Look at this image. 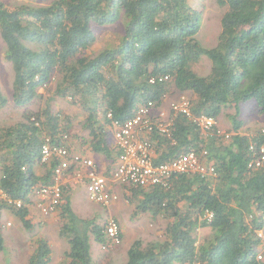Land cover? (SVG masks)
I'll return each mask as SVG.
<instances>
[{
  "label": "trees",
  "instance_id": "16d2710c",
  "mask_svg": "<svg viewBox=\"0 0 264 264\" xmlns=\"http://www.w3.org/2000/svg\"><path fill=\"white\" fill-rule=\"evenodd\" d=\"M196 3L49 0L45 6L8 9L0 2V40L13 72L11 100L25 111L20 122L0 128V189L12 200L27 204L33 188L52 182L56 160L38 164L42 142L50 138L59 143L62 134L70 135V125L48 107L54 96L83 113L87 137L79 145L107 162L104 175H109L118 156L111 144V122L130 119L148 102L160 106L170 90L190 96L193 117L218 121L223 111L233 110L234 135L229 140L217 129L212 135L203 134L178 114L169 137L148 136L155 163L188 150L197 154L204 150L202 161L212 166L214 174L175 175L168 188L124 187V197L135 204L137 215L149 213L168 223L162 240L146 244L135 240L119 264H264L263 240L258 236L264 229V165L248 168L253 157L248 145L262 144L264 136L259 127L242 131L238 120L241 106L251 100L264 117V0H215L223 13L211 49L196 38L200 24ZM120 18L125 24L117 45L87 54L94 43L93 26ZM201 57L210 62L204 77L194 71ZM57 75L60 81L44 108L29 110L39 98L38 90ZM158 77L168 80L150 83ZM6 105L0 90V109ZM2 209L17 217L25 231L34 228L26 207L17 209L0 200ZM56 210L61 222L58 236L68 245L61 264H93L89 234L104 245L103 227L79 219L68 196ZM207 212L212 214L210 221L204 218ZM200 229H208L210 235L198 243ZM33 242L27 264H50L53 251L48 241L37 237ZM0 251H4L1 231Z\"/></svg>",
  "mask_w": 264,
  "mask_h": 264
},
{
  "label": "built area",
  "instance_id": "2783aa9c",
  "mask_svg": "<svg viewBox=\"0 0 264 264\" xmlns=\"http://www.w3.org/2000/svg\"><path fill=\"white\" fill-rule=\"evenodd\" d=\"M167 80L168 77L152 78L150 83ZM164 100L166 96L158 107L153 102L140 106L134 116L124 122H111L112 139L118 156L109 175H104L91 158L73 152L66 143V136L63 135L59 143L45 138L41 145L39 163L47 164L56 160L57 164L52 173L51 184L39 186L33 190L36 198L35 206L40 214L48 216L56 210L62 200L63 188L68 184V180L84 187L89 202L104 208L118 202L117 190L121 187L134 186L147 189L161 186L168 188L170 180L175 175L198 174L201 178L213 176L212 166L202 161L206 155L204 150L200 154L194 150H188L166 162H154L156 158L154 146L148 136L158 133L169 137L175 115H181L192 121L205 135L211 134L217 127L215 118L205 115L193 117L190 100L185 95L179 94L171 99L167 110L162 107ZM107 118H111L110 113L107 114ZM259 131L264 136V119L259 126ZM221 135L225 140L231 138V134ZM248 151L253 155L248 168L257 169L264 165V142L260 145L250 142ZM0 200L16 208L23 206L21 201L10 199L1 189ZM204 218L210 221L212 214L207 212ZM103 234L105 243L101 245L102 249L114 248L121 243V227L117 219L110 217L106 220ZM258 236L261 237L260 234Z\"/></svg>",
  "mask_w": 264,
  "mask_h": 264
},
{
  "label": "rangeland",
  "instance_id": "374dc122",
  "mask_svg": "<svg viewBox=\"0 0 264 264\" xmlns=\"http://www.w3.org/2000/svg\"><path fill=\"white\" fill-rule=\"evenodd\" d=\"M0 2L4 3L8 9H13L19 5H30L33 7L45 6L48 4L49 0H0ZM196 8L200 13L199 31L196 38L203 48L211 49L217 43L218 34L220 32V19L223 10L216 5L215 0H197ZM124 24L125 20L120 18L113 24L93 26L94 43L86 53L93 56L101 51L115 47L122 38ZM209 69L210 62L205 57H201L199 62L194 66L195 73L203 77L209 73ZM59 81L60 76H54L48 85L39 89V98L29 106V110L38 111L44 108L45 101L48 98H51L50 96L55 92L56 85ZM12 82V68L4 59V46L0 40V90L7 100V105L0 109V128L20 122L22 120V114L25 112L24 110L15 108L12 103ZM168 94L166 100L163 102L162 107L164 110H167L168 102L179 95L175 90H170ZM184 95L190 99L188 94L184 93ZM253 102L254 101L251 100L241 106L240 118H238V120L240 119L243 123V127L241 128L242 131L245 129H251V131H254L255 128L261 126L262 120L264 119L263 116L257 114L256 106ZM48 107L54 115L59 116L62 123L70 125L69 140L73 150H86L85 147L79 145L82 144L80 139L87 137V132L82 128L84 118L83 113L76 107L72 106L67 100L55 96L49 101ZM232 113L233 110H225L218 118V124L219 126L221 125V128L219 127V129L223 130L224 133H227L229 129H232L230 120ZM110 139L111 144H113L112 138ZM98 158L91 159L95 161L98 167H100L102 173H105L107 162L104 161L102 157ZM69 187L70 186H67L63 190V195L64 198L67 196L70 198V207L72 205L71 209L79 219L94 220L95 224L104 227L106 220L113 217L117 219L121 227V243L114 248H106L105 250L102 249V246L96 243L92 235L89 234L90 254L93 264H107V262L108 264H119L123 262L122 259L125 249L135 240H139L143 244H146L163 239L164 230L168 221L162 218H153L149 213L137 215L135 204L132 202L130 203L129 200L124 197V193L127 192V189L123 187L119 188L117 190L119 196L118 202L113 206L103 208L89 202L86 198V193H81L82 191L78 195H81L80 199L78 197L72 203L71 197L73 195V190L71 187L69 189ZM1 211L3 212L7 210L2 209ZM52 220L53 221L44 230L43 225L37 221L36 224L34 223V228L31 231H25L23 229L22 232L25 238L23 243H25V245L29 242L33 243L34 239L37 237L51 239L54 246V257H59V260H56L55 264H61L64 253L68 249V245L66 240L56 238L58 236V229L61 225L60 219L55 215ZM45 233L46 235L44 237L43 235ZM259 234L261 235L260 238L263 240L264 247V229L260 230L258 232V235ZM209 235L210 231L208 229H200L196 234V239L198 243H200ZM20 250L21 256L23 257L24 254L27 253V250H23L22 248H20ZM107 255L108 261L106 259ZM21 256L18 253L14 254V248L11 246H8L4 251H0V258H4V261L8 264H27L29 257L26 258V261L22 260L24 263L18 262L20 258H22ZM4 261L0 262V264H4Z\"/></svg>",
  "mask_w": 264,
  "mask_h": 264
},
{
  "label": "crops",
  "instance_id": "0c3cea01",
  "mask_svg": "<svg viewBox=\"0 0 264 264\" xmlns=\"http://www.w3.org/2000/svg\"><path fill=\"white\" fill-rule=\"evenodd\" d=\"M217 130L219 132V134H223V130H220L219 127L221 128V125L217 126ZM233 129H229L228 132L230 133H234L232 132ZM241 133V131H240ZM79 151V150H78ZM82 154V153H81ZM83 155L92 159L98 158L99 156L96 154H91L90 151L88 150H83ZM99 159V158H98ZM103 159V158H102ZM40 170V167H38L36 169V171ZM66 186H70L71 189L73 190V195L71 197L72 203L73 201L80 196L79 193H84L85 194V190L82 186L76 185L74 183H72L70 180H68V184ZM69 187V189H70ZM78 187V188H77ZM82 188V189H81ZM71 192V191H70ZM35 202H36V198H31V201L29 203V205L26 207L29 213L28 219H31V223L34 226V223L36 224L37 222H40L43 225V230L47 228V226L53 221V217L56 215V213L51 214L49 216H42L40 214V212L37 210L36 206H35ZM71 202V201H70ZM71 203V204H72ZM72 207V205H71ZM21 223L19 222V219L17 217H15L11 212L7 211H1L0 212V231L4 240V250H6L8 248V246H11L14 248V254L18 253L21 256V250L20 248H22L23 250L26 249L27 253L24 254V256L22 258H20V260L18 262H23L26 261L30 254L33 252L34 250V242L33 243H28L25 245V243H23V241L25 240L24 236H23V228L21 227ZM46 233L43 235L45 237ZM57 239H60L59 236L56 237ZM52 251H53V261L51 264H55L56 260H59V257H54V246H53V242L51 239L46 238ZM23 245V247H22ZM16 256V255H15ZM24 260V261H22ZM4 261V258H0V262ZM5 262V261H4ZM4 264H8V263H4Z\"/></svg>",
  "mask_w": 264,
  "mask_h": 264
},
{
  "label": "clouds",
  "instance_id": "9594fccd",
  "mask_svg": "<svg viewBox=\"0 0 264 264\" xmlns=\"http://www.w3.org/2000/svg\"><path fill=\"white\" fill-rule=\"evenodd\" d=\"M217 121V120H216ZM217 126H218V121H217ZM218 127H216V129H217ZM217 133L219 134V132L217 131ZM110 134H111V137L110 138H112V128H111V132H110ZM223 134H231V136L232 135H234V133H230V132H227V133H223ZM66 136V143L69 145V147H70V149L73 151V152H76V153H79V154H83V150L82 151H77V150H73V148H72V146L70 145V140H69V136L67 135V134H62L61 135V137H60V142H61V140H62V136ZM219 135H221V134H219ZM221 136H223V135H221ZM229 140V139H228ZM112 141H113V139H112ZM113 146H114V141H113V144H112ZM41 151V150H40ZM85 151V150H84ZM92 154V153H91ZM86 157V156H85ZM100 157V156H99ZM89 158V157H88ZM52 161H54V160H52ZM49 163H51V162H49ZM49 163H47V164H49ZM38 164L39 165H46V164H40L39 162H38ZM56 164H57V161H56ZM116 164V163H115ZM115 166V165H114ZM113 166V167H114ZM112 167V168H113ZM54 170V169H53ZM40 186H43V185H40ZM81 186V185H80ZM39 187V186H38ZM67 186H65L64 188H63V190L66 188ZM37 188V187H36ZM36 188H33L32 189V191H31V193H30V196H29V201H28V203L27 204H24L22 201V203H23V206L22 207H27L28 205H29V203H30V201H31V198H33L34 197V195H33V190L34 189H36ZM84 188V187H83ZM85 190V189H84ZM86 193V192H85ZM35 198V197H34ZM64 198V195H62V199ZM86 198H87V196H86ZM88 200V199H87ZM20 201V200H19ZM62 201V200H61ZM6 203V202H5ZM11 206H13V205H11ZM14 208H16L15 206H13ZM21 207V208H22ZM18 209V208H17ZM57 209V208H56ZM56 211L57 210H55L52 214H54V213H56ZM51 215V214H50ZM43 216V215H42ZM49 216V215H48Z\"/></svg>",
  "mask_w": 264,
  "mask_h": 264
}]
</instances>
